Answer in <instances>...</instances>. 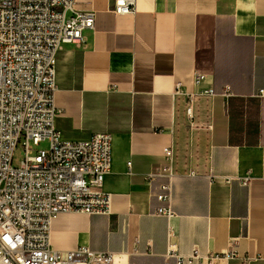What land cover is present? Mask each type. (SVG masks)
I'll return each mask as SVG.
<instances>
[{
  "label": "crops",
  "instance_id": "0c3cea01",
  "mask_svg": "<svg viewBox=\"0 0 264 264\" xmlns=\"http://www.w3.org/2000/svg\"><path fill=\"white\" fill-rule=\"evenodd\" d=\"M113 2L76 0L75 11H94L95 28L85 30V46L63 43L56 66L63 135H111L102 191L112 213L59 214L52 247L111 251L115 264H176L166 257L168 221L154 214L167 179H147L172 147L178 250L208 255L232 242L240 254L264 255V0H137L127 14L113 12ZM196 72L205 75L198 85ZM177 82L189 91L228 85L232 94L197 98L190 119ZM249 173L248 184L238 179Z\"/></svg>",
  "mask_w": 264,
  "mask_h": 264
},
{
  "label": "built area",
  "instance_id": "2783aa9c",
  "mask_svg": "<svg viewBox=\"0 0 264 264\" xmlns=\"http://www.w3.org/2000/svg\"><path fill=\"white\" fill-rule=\"evenodd\" d=\"M116 14L134 13L137 0H113ZM76 0H0V264H115L116 254L80 245L59 251L51 244L52 221L61 213H112V198L102 191L112 168V138L98 132L87 139L66 138L57 126V55L63 43L85 46V30L95 28L94 11H75ZM68 11L75 14L68 16ZM196 72L194 84L204 81ZM174 94L187 97L186 113L194 118V102L207 95L230 96L232 89L189 91L182 82ZM259 94H263L260 90ZM48 149H35L42 141ZM24 158L14 163L19 145ZM166 163L147 175L165 177L157 194L155 215L168 221L166 257L176 264H215L219 258H240L242 264L264 260V255L240 254L231 242L221 253L183 254L172 242L173 179L177 176L172 147ZM130 166V163H128ZM191 175H196L191 172ZM210 177H215L211 175ZM251 174L238 178L248 184ZM227 182L234 178L225 177Z\"/></svg>",
  "mask_w": 264,
  "mask_h": 264
},
{
  "label": "rangeland",
  "instance_id": "374dc122",
  "mask_svg": "<svg viewBox=\"0 0 264 264\" xmlns=\"http://www.w3.org/2000/svg\"><path fill=\"white\" fill-rule=\"evenodd\" d=\"M35 149H40V148H43V149H48L49 148V141L45 140V141H42L39 145L37 146H33ZM24 158V149H23V146L20 144L17 149H16V152H15V155H14V163L15 165L19 166L21 161L23 160Z\"/></svg>",
  "mask_w": 264,
  "mask_h": 264
}]
</instances>
